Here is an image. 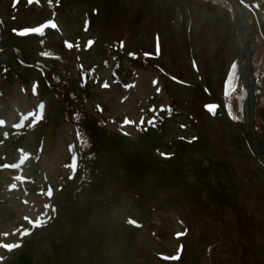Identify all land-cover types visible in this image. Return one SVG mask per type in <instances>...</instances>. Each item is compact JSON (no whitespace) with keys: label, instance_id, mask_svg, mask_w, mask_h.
Wrapping results in <instances>:
<instances>
[{"label":"rangeland","instance_id":"374dc122","mask_svg":"<svg viewBox=\"0 0 264 264\" xmlns=\"http://www.w3.org/2000/svg\"><path fill=\"white\" fill-rule=\"evenodd\" d=\"M71 1L74 11L69 17L64 16V23L69 20L70 27L66 30L62 22H57L59 29H55L56 38L64 42L68 36L72 39L76 37L85 42L87 49L84 43L79 44L77 50L65 51L63 57L72 61L74 71L82 70L89 74L87 84L90 95L85 100L88 111L102 119L110 130L129 135L121 146L122 152L130 154L131 159L127 160L129 165L138 172L147 168L149 178L154 176L158 182L163 178L165 183L159 189L153 185L154 188H144L146 193L140 185L143 203L147 205L141 214L145 225L152 229L158 227L159 232L163 230L166 233L156 237V240L149 237L150 230L137 234L129 225V210H135L124 195V188L129 185L124 184V175L119 181L112 182L109 190L114 201L108 213L110 225L107 221L105 224L110 228L94 233L97 236L92 239L88 236L91 227L83 221L87 216L79 217L74 224H65V237L71 242L73 240L79 253L68 256L65 248L57 247L58 240L51 226L32 237L28 232L23 234V224L32 227L33 223L48 225L47 220L52 216L51 205L57 203L59 198H66L69 192L62 188L69 182L68 175L76 172L77 143L72 124L65 121L57 129L50 125L42 128L37 138L40 143V172L37 177L52 186L55 198L54 194L51 197L27 194L18 187L19 176H11L8 172L1 175L0 256L6 255L4 263L11 262L15 256L30 249L36 256L35 264H66L64 259L67 257L68 262L72 263L79 256L81 262L83 256H87L88 260H84L89 264H237L231 260V254L236 249L235 241L238 243L242 240L250 247L252 238H256L253 241L256 242V250L261 251L264 245V168L248 157L249 148L245 146L242 131L231 125L227 116L221 113L222 109L217 113L220 116L214 118L212 110L215 105H204L220 100L223 82L231 72L234 59L239 58L236 28L231 17L226 12L213 13L197 5L191 6L188 0ZM17 5H21V2L16 0L12 5V0H0V21L6 24L9 34L14 31L17 39L23 34L20 28L39 25L51 19L48 7L39 14L35 8L24 4L19 8ZM62 13L68 15L71 10L68 8ZM88 22L92 24L90 32L84 31L83 27ZM18 41L20 43L11 37L6 39V45L13 50L11 54H20L19 45L24 49V59L34 60L37 55L35 42L27 39ZM248 41L252 42L249 35ZM76 46L73 43L70 48ZM111 47L114 50H110ZM158 49L163 55L160 59L163 73L174 81L172 96L163 89V78L156 70L157 66L139 71L136 78L128 75V53H124L127 60L123 61L122 72L114 69V66H97L109 57L112 59L116 50L139 54L154 66L158 64ZM57 51L61 53V50ZM4 59L9 61V54ZM21 67L12 68V76L0 70L2 126L18 128L31 119H44V107L51 103V93L43 86L34 88L20 82V79L31 81L39 78L41 71L33 68L26 72V68ZM135 80L137 89L133 83ZM177 82L180 84L175 85ZM204 83L210 90L204 92ZM170 102L182 107L170 114ZM190 114L199 120L201 126L211 123L208 135L197 141L198 145L181 153L180 165L185 168V178L193 180L192 186L195 188L192 190L183 184V179L179 177L181 171H177V167L170 171L162 164V170H159L149 151L135 146L138 141L141 143L140 131L157 125L164 117L173 119L163 123L162 130L166 134L162 140L194 136V131L181 126L187 123L182 116L191 117ZM154 156L165 159L161 155ZM23 161L24 156L15 147L0 145V164L4 167L11 163L6 168L15 170ZM171 174L179 179L170 177ZM199 190L206 192L203 203L197 199L202 195ZM206 206H209L208 210ZM212 217L221 225L217 231L213 222L209 221ZM87 221L94 224L91 218ZM184 224L191 225V240L194 243L189 244L182 259L181 254L174 253L177 242L173 241V234L183 233L186 230ZM134 225L137 226L135 222ZM114 230L124 237L117 238ZM126 236L132 240L126 241ZM21 241L26 244L22 249L15 244ZM7 244L15 253L10 251L11 248L2 246ZM210 249H213L212 256H209ZM159 252L174 254L172 257H162ZM261 257L254 254L251 264H264ZM164 258L169 260L163 262Z\"/></svg>","mask_w":264,"mask_h":264},{"label":"trees","instance_id":"16d2710c","mask_svg":"<svg viewBox=\"0 0 264 264\" xmlns=\"http://www.w3.org/2000/svg\"><path fill=\"white\" fill-rule=\"evenodd\" d=\"M47 1H53L56 2L57 0H47ZM64 1V0H63ZM69 4L71 5V2H69ZM67 3V5H69ZM258 70H260V74L263 72V70H261V67L259 66ZM88 132L84 133V137H85V141H86V147H87V157L88 159L86 160L84 167L86 170L88 171H93L94 169L96 171L99 172L100 175H103L104 172L108 171L107 170V165L109 162H111L114 158L115 155V143L114 142H110L108 139H110L109 137L106 138V136H104L99 130L97 131H93V130H88ZM110 140H113V138H111ZM152 141L148 140L144 143V145L146 147H150L151 146ZM182 146V148L184 147L183 144L180 143H175L174 146ZM179 146V147H180ZM117 149V147H116ZM120 151V150H119ZM118 153V152H117ZM120 155L123 156L126 160V153L120 151ZM137 156V155H135ZM129 159H131L130 155L128 156ZM117 160V159H116ZM127 161V160H126ZM93 193H97L98 189L96 187H93ZM93 200H91L89 202V204L91 206H87L88 209H84V212H90L93 211L95 213V216H98L101 212V204L99 201H95L92 202ZM78 211H79V207H78ZM94 228V226H92Z\"/></svg>","mask_w":264,"mask_h":264},{"label":"water","instance_id":"95a60500","mask_svg":"<svg viewBox=\"0 0 264 264\" xmlns=\"http://www.w3.org/2000/svg\"><path fill=\"white\" fill-rule=\"evenodd\" d=\"M243 37H245L246 35V23L245 20L243 19ZM246 67L243 68V70H245ZM250 114H251V119H250V125H251V129H252V136H253V142H254V146L256 151L259 149L258 143H257V138L254 135V125H253V114H252V107H253V93L251 92V97H250ZM13 264H32V256L31 255H24L20 258H18L17 260L14 261Z\"/></svg>","mask_w":264,"mask_h":264},{"label":"bare ground","instance_id":"6f19581e","mask_svg":"<svg viewBox=\"0 0 264 264\" xmlns=\"http://www.w3.org/2000/svg\"><path fill=\"white\" fill-rule=\"evenodd\" d=\"M12 232V231H11Z\"/></svg>","mask_w":264,"mask_h":264}]
</instances>
